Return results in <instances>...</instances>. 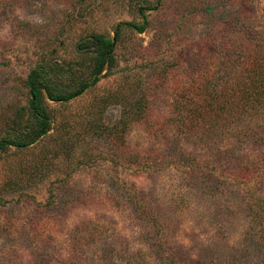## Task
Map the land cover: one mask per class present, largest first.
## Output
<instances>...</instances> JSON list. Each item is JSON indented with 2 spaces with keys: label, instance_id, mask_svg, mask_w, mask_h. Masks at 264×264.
Listing matches in <instances>:
<instances>
[{
  "label": "rangeland",
  "instance_id": "rangeland-1",
  "mask_svg": "<svg viewBox=\"0 0 264 264\" xmlns=\"http://www.w3.org/2000/svg\"><path fill=\"white\" fill-rule=\"evenodd\" d=\"M117 28L116 64L0 152V264H264L263 154L180 108L264 56V0H0V140L31 118L43 53L88 63L80 44Z\"/></svg>",
  "mask_w": 264,
  "mask_h": 264
},
{
  "label": "trees",
  "instance_id": "trees-1",
  "mask_svg": "<svg viewBox=\"0 0 264 264\" xmlns=\"http://www.w3.org/2000/svg\"><path fill=\"white\" fill-rule=\"evenodd\" d=\"M144 8L146 7L141 6V10ZM133 27L144 31L146 25H133ZM119 38V28L116 29L113 37L95 33L87 38L80 44L82 50L80 53L88 57V63L51 62L53 57L47 52L43 53V60L30 70L26 80L31 118L24 130H18L19 132L17 131L13 136L0 140V152H5L10 146L28 147L48 134L53 120L50 102L67 103L95 86L106 68L116 64L114 51ZM53 53L54 51L51 53L52 56ZM242 63L244 66L242 65L241 70L233 75L228 72L220 74L219 87L214 86V89H211V85L203 87L204 91H201L198 98L189 95L180 108L189 127L201 126L203 135H214L216 132H219L218 135L228 133L234 138L236 147L237 143L252 144L251 147L262 153L264 159V56L253 55ZM18 114L21 117L20 110ZM253 159L256 160L254 157ZM252 164V160L246 162L241 168V174H244L245 170L249 172L252 170V173L264 170V161L261 160L250 170ZM250 178V174L248 177H238L237 182L242 180L240 184L243 185ZM257 204L263 209V202ZM262 242L259 244L260 247H264V237ZM104 255L102 261L101 257H98L95 259L97 262L94 260L93 264H117L112 253H104ZM137 260L138 264H141L143 257L140 255Z\"/></svg>",
  "mask_w": 264,
  "mask_h": 264
}]
</instances>
